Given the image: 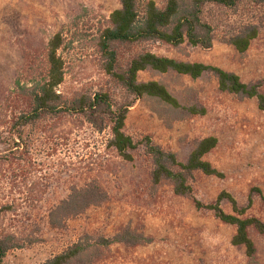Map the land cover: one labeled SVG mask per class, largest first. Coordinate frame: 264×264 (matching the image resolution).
I'll list each match as a JSON object with an SVG mask.
<instances>
[{
	"label": "rangeland",
	"instance_id": "1",
	"mask_svg": "<svg viewBox=\"0 0 264 264\" xmlns=\"http://www.w3.org/2000/svg\"><path fill=\"white\" fill-rule=\"evenodd\" d=\"M153 1L160 7L165 3ZM119 6V0H0V135L8 129L10 118L25 109L20 87L42 77L46 46L59 35L57 52L64 74L57 89L64 97L105 92L117 104L131 102L124 132L134 139L149 136L182 162L196 141L214 136L217 144L204 159L221 176L195 171L189 178L191 193L175 195L169 181L151 182L152 163L142 146L131 152V160H125L106 147L107 128L97 132L77 115L47 119L24 131L31 171L15 177L11 185L6 183V177L14 178L11 166H0V190L21 203L16 212L0 216L1 227L38 237L10 252L5 263L42 264L81 240L87 249L73 264H264L263 234L249 229L255 253L248 258L243 247L231 244L234 226L194 202L215 203L226 193L244 205L251 195L253 204L246 214L264 221L254 191L264 195V111L255 98L221 91L210 72L195 79L152 70L137 74L138 81H158L181 105L195 104L202 113L187 114L150 97L134 99L105 73L104 58L96 46L109 14ZM204 19L213 28L210 48L187 42L178 46L158 41L119 44L118 65L124 68L132 55L149 50L220 67L245 83L264 79V8L247 0L235 9L209 5ZM247 23L257 25L258 33L239 52L227 39ZM260 90L264 93V85ZM91 180L106 198L69 217L62 227H51L46 216L52 206L72 185ZM28 193L40 194L42 200L34 207L23 204L20 197ZM219 206L231 213L227 199ZM124 234L130 238L97 244Z\"/></svg>",
	"mask_w": 264,
	"mask_h": 264
},
{
	"label": "trees",
	"instance_id": "2",
	"mask_svg": "<svg viewBox=\"0 0 264 264\" xmlns=\"http://www.w3.org/2000/svg\"><path fill=\"white\" fill-rule=\"evenodd\" d=\"M242 0H165L163 6H157L153 0H119L120 6L114 9L108 17L107 25L100 31L96 46L104 58V71L134 99L141 97L154 98L172 109L182 110L187 114L202 113L203 109L197 105L183 106L171 95L166 86L154 80L138 81L140 71L152 70L160 73L174 72L186 75L192 79L200 77L205 72L213 74L221 91L243 97L255 98L257 106L264 111V93L260 87L264 79L245 83L233 72L220 67L196 61H183L158 55L149 50H142L132 55L124 68L118 65L116 46L119 44H139L148 41L160 42L165 45L178 46L187 42L191 46L208 49L212 46L213 28L204 19L205 8L209 5L226 9H235ZM252 4L264 8V0H247ZM258 26L247 23L227 39L239 52L247 49L249 42L256 37ZM60 45L59 35L51 39L45 49V67L42 77L32 81L29 86H21V93L25 96V109L20 110L10 118L8 129L0 135V166H11L13 179H7V184H14L15 177L28 174L32 161L29 157V144L24 131L27 128L42 125L47 119L67 115L82 116L97 132L108 129L109 137L106 147L112 148L117 155L125 160H131V152L142 146L146 155L151 159L152 168L150 180L153 184L169 181L175 195L185 196L191 193L189 178L198 171L205 175L221 176L204 156L212 150L217 139L207 136L196 141L185 161H179L173 152L165 151L154 144L149 136L134 139L124 132L126 113L131 102L117 104L105 92H95L93 95H74L64 97L57 87L63 80V62L58 55ZM9 166V167H10ZM261 201L264 213V195L260 190H254ZM106 198L98 184L93 180L82 186L72 185L67 193L58 199L46 216L51 227H62L69 217L85 212L89 207L100 204ZM23 204L34 207L42 200L40 194L28 193L20 197ZM223 199L231 205V213H227L219 206ZM197 206L213 211L214 215L223 223L234 226L235 232L231 237V244L243 247L245 255L252 258L255 246L249 236V229L253 228L264 235V221L246 212L253 204L249 195L246 204L239 205L237 201L226 193L220 194L215 203ZM21 203L0 190V216L16 212ZM127 235L115 236L111 240L103 239L97 244L108 245L109 242H122ZM38 240L34 233L4 229L0 225V264H6V257L15 249L23 247L24 243L31 244ZM87 249L86 245L77 240L61 252L47 258L42 264H73L80 259ZM79 262V261H78Z\"/></svg>",
	"mask_w": 264,
	"mask_h": 264
}]
</instances>
